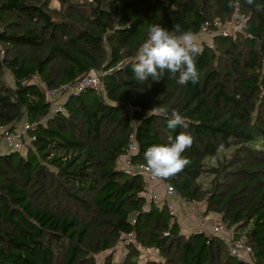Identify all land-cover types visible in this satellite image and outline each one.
I'll list each match as a JSON object with an SVG mask.
<instances>
[{"label":"trees","instance_id":"trees-1","mask_svg":"<svg viewBox=\"0 0 264 264\" xmlns=\"http://www.w3.org/2000/svg\"><path fill=\"white\" fill-rule=\"evenodd\" d=\"M228 3L0 0V129L37 124L24 151L0 154V264H113L128 235L121 264H250L218 236L184 232L169 200L146 206L145 176L124 166L132 143L130 162L145 165L149 146L180 131L194 138L189 163L162 185L203 204L264 264V11L255 7L264 0ZM215 22L235 29L224 35ZM151 24L197 38L211 26V41L198 43L197 84L134 78ZM92 70L103 89L65 95L56 111L47 91ZM156 106L178 110L187 129L169 130Z\"/></svg>","mask_w":264,"mask_h":264},{"label":"clouds","instance_id":"clouds-1","mask_svg":"<svg viewBox=\"0 0 264 264\" xmlns=\"http://www.w3.org/2000/svg\"><path fill=\"white\" fill-rule=\"evenodd\" d=\"M248 5L255 4V0H244ZM228 7L239 10L240 0H229ZM257 11H264V4H255ZM244 20L243 16H239ZM200 46L196 33L191 30L182 31L179 24L173 30L162 27L160 24H151L148 27V36L137 52L131 67L134 78L144 82L152 78L160 81L165 73H170L180 85L189 82L197 84L200 74L196 67L195 57L200 54ZM150 113H155L166 118L169 130L178 127L187 129L185 117L178 111L169 110L165 106H156ZM193 136L187 131H180L174 138L168 136V143L153 144L144 152L145 167L152 176L166 180L177 175L189 163L182 154L193 144Z\"/></svg>","mask_w":264,"mask_h":264},{"label":"built area","instance_id":"built-area-1","mask_svg":"<svg viewBox=\"0 0 264 264\" xmlns=\"http://www.w3.org/2000/svg\"><path fill=\"white\" fill-rule=\"evenodd\" d=\"M213 27L218 28V32L224 35L227 31L220 27L218 22H215ZM212 28L209 24L202 26L200 35L210 36ZM217 32V33H218ZM88 89H93L96 91H101L103 89L100 77L95 71H91L88 75L81 78L74 85H63L57 90H48L47 96L49 100L54 104L56 111H63V107L58 103H55L61 97L69 94H80ZM57 105V106H55ZM37 124H30L29 122L21 123L17 129L9 130L7 128L0 129V154H6L10 152L24 151L26 144L30 141L28 138V132L30 129L35 128ZM136 152V147L132 143L129 147V152L123 160V164L128 170L137 171L143 174L146 178V206L153 202L169 200V212L170 214L177 218L179 221L192 220L190 231L196 232L205 236H218L231 255L244 260L250 264H258L254 258L252 248L244 241L234 239L232 235L228 232L226 227L221 221H213V217L216 215H211L212 220H209V216H206L204 212L198 214L195 219L192 217L193 214L199 212V205L197 203H191L182 198L179 193L170 185H162L159 178L152 176L151 172L148 171L145 165H133L130 162L131 155ZM163 193V195H162ZM183 222V221H182ZM134 236H126L124 244H120L116 248L115 257L113 264H121L123 258L126 254V246L133 241ZM151 259L149 254L142 255V261L147 262Z\"/></svg>","mask_w":264,"mask_h":264},{"label":"rangeland","instance_id":"rangeland-1","mask_svg":"<svg viewBox=\"0 0 264 264\" xmlns=\"http://www.w3.org/2000/svg\"><path fill=\"white\" fill-rule=\"evenodd\" d=\"M221 28H222V27H221ZM223 28H224L225 31H227V33L233 31V30L235 29L234 22L227 24V25H226L225 27H223ZM197 41H198V43H201V41L210 42V41H211V37H210V36H207V35H204V36H201V37L197 38ZM55 106H57V105H55ZM258 142H261V140L259 139ZM209 163H211V164H215L216 161H215V160H209ZM209 180H210V179H207V178L204 179V181H203V182H204V185L207 186ZM203 206H204L203 204H200V205H199V207H200L199 212H197L196 214H193V215H192V217H194L193 219H195V218L197 217L198 214H201V213H202L201 210H203V209H201V208H202ZM209 220H212V216H211V215L209 216ZM218 220L220 221V219H219L218 216H214V217H213V221L216 222V221H218ZM189 222H192V220H190ZM151 253H153V251H149V252H147V253L144 252V255H146V254H151Z\"/></svg>","mask_w":264,"mask_h":264},{"label":"crops","instance_id":"crops-1","mask_svg":"<svg viewBox=\"0 0 264 264\" xmlns=\"http://www.w3.org/2000/svg\"><path fill=\"white\" fill-rule=\"evenodd\" d=\"M162 195H163V193H162ZM201 209H203V211L202 212H204V207H202ZM183 221V224H184V232H192V231H190L189 229H190V227H191V223L189 222V221H187V220H182Z\"/></svg>","mask_w":264,"mask_h":264}]
</instances>
